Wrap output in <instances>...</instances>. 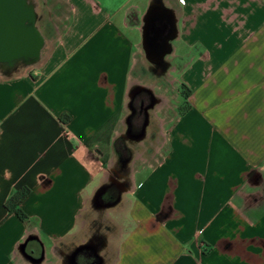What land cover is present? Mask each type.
I'll use <instances>...</instances> for the list:
<instances>
[{
	"label": "crops",
	"instance_id": "1",
	"mask_svg": "<svg viewBox=\"0 0 264 264\" xmlns=\"http://www.w3.org/2000/svg\"><path fill=\"white\" fill-rule=\"evenodd\" d=\"M56 3L65 17L36 70L0 79V264H64L95 235L102 264H264V0ZM152 4L175 17L181 103L134 77L150 72ZM135 85L173 114L156 115L160 146L116 172L121 197L99 211ZM22 188L24 221L4 208Z\"/></svg>",
	"mask_w": 264,
	"mask_h": 264
},
{
	"label": "flooded vegetation",
	"instance_id": "2",
	"mask_svg": "<svg viewBox=\"0 0 264 264\" xmlns=\"http://www.w3.org/2000/svg\"><path fill=\"white\" fill-rule=\"evenodd\" d=\"M152 26L158 33L155 32L149 35L151 44L157 51L165 50L164 40L169 35V24L167 19H159L157 17L151 21L149 27L152 28ZM146 62L153 76L167 78L168 70L171 68V62L168 60V56L164 57L160 65L150 64L148 61ZM1 64L9 65V63ZM160 69L164 71L162 75L158 74ZM129 98L128 115L125 120L124 132L119 138V160L114 169L110 171L107 187L93 203L99 211H103L107 206L113 205L118 199V195L123 186L114 182L116 172L121 171L122 173H128L129 166L135 158V150L143 148V145L145 147V142H148V145H150L154 137V135L148 133V130L152 126V121L156 119V114L154 112L157 106L162 103V100L156 97L151 89L147 87H138L136 85L130 90ZM28 243H26L25 249L27 252H30L31 246L30 243ZM100 244V236H93L90 243L84 248L70 251V256L68 257V254L67 257H65L64 264H102L104 259L96 252ZM34 258L39 260V253L36 252Z\"/></svg>",
	"mask_w": 264,
	"mask_h": 264
},
{
	"label": "water",
	"instance_id": "3",
	"mask_svg": "<svg viewBox=\"0 0 264 264\" xmlns=\"http://www.w3.org/2000/svg\"><path fill=\"white\" fill-rule=\"evenodd\" d=\"M32 8L29 0H0V63H11L16 60L35 62L39 58L43 38L34 26L35 14ZM157 17L166 18L169 24V35L164 40L166 49L162 51H157L149 40L150 34L158 33L153 26L149 27L151 21ZM175 32L174 14L163 5L152 4L142 18L141 47L145 60L150 64H162L164 57L171 53V42L175 38ZM162 69L159 75L163 74ZM106 187L103 186L96 192L93 201L100 197ZM121 194L120 192L118 200Z\"/></svg>",
	"mask_w": 264,
	"mask_h": 264
},
{
	"label": "rangeland",
	"instance_id": "4",
	"mask_svg": "<svg viewBox=\"0 0 264 264\" xmlns=\"http://www.w3.org/2000/svg\"><path fill=\"white\" fill-rule=\"evenodd\" d=\"M35 4V5H34ZM33 12L35 14V21H34V26L39 30L42 38H43V47L40 51V57L35 61V62H25L23 60H16L12 61L9 63V65H4L0 63V79H5L6 77H16L17 75L21 74H27L30 73L37 68L38 62H40L41 58L43 55H45L48 51L49 48V42L53 39L55 36V32L58 31V29L61 28L62 22L64 20V12H62L61 5L59 6L56 3V0H36L32 1ZM61 9V10H60ZM58 28V29H57ZM173 60L172 62H176L175 59L171 58ZM144 61V60H142ZM138 71L136 70L135 78L139 77L141 80H144L145 83H152L154 84L157 88L160 87L162 89H166L167 87H170L169 92L167 93V96L171 97V100L175 98V102L181 103L182 102V97L181 99L177 96V92L173 85L170 86V81L174 78L177 77L176 73L173 74V78L169 79L166 77H155L153 76L150 72L147 70L141 69L139 66ZM167 80V81H166ZM169 80V81H168ZM175 96V97H173ZM173 102L174 104H176ZM170 104V103H169ZM183 104L179 106L180 109L183 108ZM179 109V110H180ZM158 109L156 108L155 114L159 117L165 116V117H171L173 114L170 112L169 114H164L167 110L166 107L162 111L157 112ZM157 119L152 121V126L149 128V133L154 135V137L150 140L151 144L148 145V142H145V147L144 148H139L135 150V158L137 156L140 157L142 155V158H147L148 160H151V157L154 156L153 154L155 153V150L160 146V139L159 135L157 132ZM124 132V130H123ZM134 158V159H135ZM140 164V162H139Z\"/></svg>",
	"mask_w": 264,
	"mask_h": 264
},
{
	"label": "trees",
	"instance_id": "5",
	"mask_svg": "<svg viewBox=\"0 0 264 264\" xmlns=\"http://www.w3.org/2000/svg\"><path fill=\"white\" fill-rule=\"evenodd\" d=\"M181 97L186 99L187 93L181 91ZM29 193L30 191L26 188H22L19 191L13 193L4 205L7 214L14 215L21 221L26 220V216L21 211L20 206L22 202L25 200V198L29 195Z\"/></svg>",
	"mask_w": 264,
	"mask_h": 264
}]
</instances>
